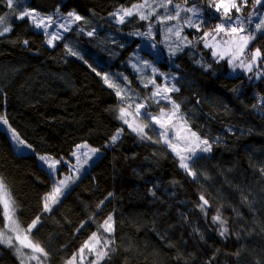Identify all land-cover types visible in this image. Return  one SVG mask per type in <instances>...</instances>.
<instances>
[{"label": "trees", "instance_id": "obj_1", "mask_svg": "<svg viewBox=\"0 0 264 264\" xmlns=\"http://www.w3.org/2000/svg\"><path fill=\"white\" fill-rule=\"evenodd\" d=\"M97 1L17 0L9 8L7 0H0V16L11 28L0 36V118L34 150L19 154L0 127V179L19 224L27 229L39 217L31 237L47 253L48 264H65L101 231L95 217L111 197L115 230L109 240L114 242L99 264H264V33L248 29L251 16H261L264 7L249 0L242 12L229 13L247 20L246 32L254 33L248 49L261 50L250 73L236 74L207 42L206 33L220 34L217 24L231 23L209 7L213 0H173L167 8L160 6L165 0L116 1L115 8L145 5L122 24L97 11ZM177 3L195 10L180 9L179 19L199 27L186 28L191 45L173 65L164 61L160 66L177 75L178 91L171 97L186 124L211 144V151L192 163L195 177L151 131L138 135L118 118L121 107L135 105L123 92L140 98L149 92L148 80L131 66L139 33L156 25V16L175 15ZM25 9L44 16L74 11L83 19L50 47L29 18H18ZM161 25L168 29L174 22L166 19ZM107 73L119 75L121 84L112 87L119 96L105 83V76L111 84L115 79ZM82 143L103 156L51 212L45 211L54 178L39 155L71 159ZM201 195L208 201L203 210ZM218 213L227 222L223 237L220 224L212 221ZM4 225L0 203V228ZM0 250V264H21L10 248L0 245Z\"/></svg>", "mask_w": 264, "mask_h": 264}, {"label": "rangeland", "instance_id": "obj_2", "mask_svg": "<svg viewBox=\"0 0 264 264\" xmlns=\"http://www.w3.org/2000/svg\"><path fill=\"white\" fill-rule=\"evenodd\" d=\"M16 1L17 0H14V3L19 4ZM116 1L117 3L119 2V4H122L125 0H98L95 5V9L107 15L110 19H112L116 23L122 24L118 22V17L113 16L112 13L118 12V14L122 16L123 11L126 10L127 8H123L121 5L115 8L114 5ZM150 1L151 0H147L145 4L147 5V3H149ZM163 2L167 3V0ZM220 2H218L217 4H219ZM168 6L169 4L167 5V7ZM16 8L17 5L13 9L15 10ZM140 9L141 8L139 9L134 7L131 8L132 15L140 11ZM180 9H182V12L183 11L187 12L185 11V9L187 8L184 6H180ZM26 10L33 11L32 9H25V11ZM232 11L230 13H232ZM72 12L77 14L74 11ZM34 13H35L34 18H29V17H25V18H29L34 24L35 29L39 32L44 33L47 36L48 41L51 40V44L47 42L50 47L54 46L62 37H64L72 29L74 25L78 23V21H76L74 17H70L68 16V14H62L58 12L53 15L44 16L35 11ZM219 13L224 15L223 8L220 9ZM234 14L235 13L233 12V15ZM168 15H174V13L168 11L165 13V15L156 16L155 20L152 21V23L156 25L149 27L147 31H143L139 33L141 39L140 45L136 49V52L134 53L131 59V66L134 72L137 73V75L138 74L142 75L143 79L148 80L146 88H149V92L146 98H142V97L140 98V96L129 97L130 94L126 90L125 92H123V96L128 98L127 101H131V102L135 101V103L133 102L135 105L132 110L125 107H121V108H123L126 113L124 119H127L129 123L132 124L134 127L139 126L144 128L143 135H147V133L151 131L157 137V139H159L164 145H167L179 158L180 156H185V157L191 156L192 159H189L187 161L191 167L193 161L197 158V156H199V154L202 155L209 152L201 151V149L204 147L203 145H200L199 148L196 147L195 138L191 137L190 135L191 130L189 126L186 124L182 114L179 111V108L178 109L174 108V105H176V103L172 100L171 93L177 91L175 89H178L177 86L175 85V79L177 77L176 73H173V71L164 70L160 66V63L164 61H168L173 65L174 59L179 54V52H181L183 48H186L191 45L189 37L186 36L184 32L185 29L189 27V25L185 23V20L181 21L179 18L172 19L171 21L174 22V26L168 29L167 28L165 29L164 28L165 26L161 25L162 21L166 20L164 18L167 17ZM131 16H124L123 17L124 21L128 20ZM254 19L255 21L253 23L252 21ZM261 19H264V13H262L261 16L260 14L251 16L250 20L252 25L251 23H248V29H250L249 31L255 33L256 32L264 33V28H262L260 31H256L255 29V25L260 23ZM233 20L235 19L233 18ZM224 21H226V19H224ZM241 22L243 23V28H244L243 32L238 31L237 33H231L229 31H224V32H220V34H215L213 36L214 38H211L210 36L211 33H206L207 34L206 37H208L207 38L208 45L213 47L214 55L221 59L227 58L229 61L231 60L230 65L233 67L232 68L233 72L236 74L241 72L250 73V71L247 70V66L249 63H251L250 57L252 55V52L248 49L250 43L248 44L247 48L244 49L243 52H240L236 46V42H238V36L248 34V32H246L247 27L245 25V22L242 19L236 21V23H241ZM236 23L233 26H237ZM37 24H39L40 27H37L36 26ZM169 29H171V31H169ZM160 34H162L161 38H160ZM53 37L55 38L53 39ZM260 58L256 61V63L252 65V68L259 64ZM79 60L90 65L85 57L79 58ZM153 69H155V71H153ZM255 71L258 72V74H261L259 70L256 69ZM107 74H109L113 78L115 76L114 82L112 83L114 87H116L117 83L121 84L119 81H117L119 75H113L110 73ZM150 81H155V84L150 83ZM125 84L131 87V84L129 82H125ZM157 86H159L160 89L159 94L153 96V93L157 92ZM112 89L115 90L114 88ZM165 89H167V91H165ZM162 97H169L170 99H162ZM138 104L143 105V107L140 109V113H143L144 115L137 114L136 106ZM162 112L165 114L164 116L161 115ZM119 114H120V110H119ZM148 114H150V116L160 117L161 122L165 124V128H161L160 124L151 120ZM166 116H170L171 119L170 120L166 119L165 118ZM3 121L4 119L0 118V127L8 133L16 151L19 154H33L34 150L31 146L25 148L23 145L17 144V142L12 137V132H13L12 128L8 125V123L7 124L3 123ZM120 121H122V123L125 124L122 119H120ZM145 125L147 126L144 127ZM166 129H167V138L169 139L170 144L175 146V150L173 149V147H170L169 144L164 143V137L161 136V133H163ZM92 149H96V148L91 147L87 143H82L75 149L74 153L71 156V159L63 158L59 160L50 155H39L40 164L44 168L49 170V172L52 174L54 178V188L52 192L47 196L49 197L54 195V199H49L47 201L48 207L50 208V211L47 212H51L62 201V199L70 192V190L75 186V184L87 172H89L91 168L97 163V161L103 156V152L101 150L97 149L98 151L93 153L91 151ZM189 149H195L194 156L193 153L189 151ZM84 153H87L88 155L84 156ZM41 157H45V159L42 160ZM52 160L58 161L55 169H51L48 166ZM61 180L65 181V186L61 187L59 193H54L55 188L57 187L59 181ZM7 193L10 196L8 190ZM4 196H5L4 192L0 191V200H2ZM108 200L110 201H106L103 204L101 211L95 217V222L100 226L101 229V231L98 234H96L100 243L98 244L96 240H91V241L89 240L90 245L96 249H101V246L104 244V241L109 240V234L105 232L104 228L102 227L103 221L108 217V215H112L113 213V205H112L111 197ZM10 201L13 202L11 196H10ZM16 213L17 211L15 208V221L16 224H18L19 226L15 231L9 230L10 228H15L16 225H13L12 222L6 218H5L4 227L0 228V233L6 234L3 238L5 240L11 238L13 243L11 246L7 243H0V245L10 248L14 252L16 257L19 259L21 264H48L47 256L41 255L38 252H33L31 248L24 247L21 244L20 240L16 239L17 236H20L21 240H23L24 237L27 236L28 239L27 241H25V243L30 241L34 244H37L31 237V233H28L27 229H24L19 224ZM35 228L36 227L32 228L31 232ZM108 247L109 245L107 246V248ZM32 256H37L39 257V259L38 260L30 259V257ZM75 257L76 259L74 261L72 259L70 260L72 264H90L91 261L96 260L95 252L89 253L87 248L84 250V254L78 252V254ZM65 264H69V261L66 262Z\"/></svg>", "mask_w": 264, "mask_h": 264}, {"label": "snow or ice", "instance_id": "obj_3", "mask_svg": "<svg viewBox=\"0 0 264 264\" xmlns=\"http://www.w3.org/2000/svg\"><path fill=\"white\" fill-rule=\"evenodd\" d=\"M249 0H221V2L219 4H216L213 0L212 3L209 4V7H215L216 11L219 12L221 8H223L224 10V16L228 21H231V23H225V22H221L219 24L216 25L215 31L217 32H224V31H229L231 33H237L239 32H243L244 28H243V23L241 22L238 26H233L237 20H240V17H236L235 20H233V18L229 15V13L234 9L236 13H240L242 12V9L244 7H246L248 5ZM173 0H167V3H161V7H165L167 8L168 4H172ZM14 4V0H7V6L9 8H12ZM255 5L256 6H260V7H264V0H255ZM134 8H143L145 7L144 4L141 5H134ZM175 8V15H168L167 17H165L164 19L167 20H172V19H178L180 16V5L177 3L174 5ZM185 11L188 12H194L195 10L193 8H187L185 9ZM34 11H23L20 13L19 15V19L23 20L25 19V17H29V18H34ZM113 16H117L118 17V22L119 23H124V16H131L132 15V10L131 9H126L123 11L122 16L117 13H112ZM68 16L70 17H74V19L76 21H80L83 19V17H81L80 15H77L73 12H69ZM141 19H147V16L145 15H141L140 16ZM50 19V18H49ZM185 23H187L189 26L192 27H199L198 25H196L194 23V21H192L191 19H185ZM249 23H251V20H249ZM0 25H6V18L4 16H0ZM37 27H40L39 24L36 25ZM262 28H264V19H261L260 23L255 25V29L256 31H260ZM11 28L8 26H4L2 31H0V36L5 35L6 33L10 32ZM169 31H171V29H169ZM89 36L93 35V33L89 32L88 33ZM207 35V34H205ZM55 37H53L54 39ZM255 39V35L254 33H248L246 35H242V36H238V42H236V46L239 49L240 52H243L245 48H247L248 44L251 42V40ZM25 44L28 43L27 40L24 41ZM49 44H51V40L48 41ZM69 51H71V49H69ZM73 55H78L75 52H72ZM261 57V50L259 48H256L255 51L252 53L250 60L251 63L248 64L247 66V70L248 71H252V65L254 63H256V61ZM83 58V57H80ZM264 62V61H262ZM229 63H231V60L229 61ZM89 67H91V65H89ZM93 71H95V68H93ZM153 71H155V69H153ZM97 75H100L99 72H97ZM105 83H107L109 85V87H114L113 84L109 83V80L107 78V76L104 77ZM150 83L155 84V81H150ZM147 87V85H145ZM178 91V89H175ZM159 86H157V92L153 93V96L158 95L159 94ZM165 91H167V89H165ZM117 96H119L121 93L119 91V89L116 92ZM162 99H170L169 97H162ZM143 107V105L138 104L136 106V110H137V114L138 115H144L143 113H140V109ZM175 109L179 108V105H174ZM126 113L125 110L123 108L120 109V114H119V119H122L124 121L125 124L128 125V127L133 131L136 132L138 135L143 136V132H144V128L143 127H139L136 126L134 127L132 124L129 123V121L127 119H124ZM150 116V114H148ZM162 116H164L165 114L162 112L161 113ZM151 120L155 121L156 123L160 124L161 128H165V124L161 122L160 117L157 116H150ZM166 119L170 120L171 117L170 116H166ZM3 123L7 124V120L5 119L3 121ZM147 125H145L144 127H146ZM174 127V125H173ZM124 131L123 129H121L120 131H118L115 135L112 136V142L115 143L117 141V139L119 138L121 132ZM190 131V130H189ZM190 135L191 137L195 138L196 141V147L199 148L200 145H203L204 147L201 149V151L203 152H210L211 151V144L209 143V141L207 139H202L200 137H198L196 135L195 132H191L190 131ZM161 136L164 137V143L169 144L170 147H173V149L175 150V146L170 144L169 139L167 138V129L161 133ZM12 137L13 139L17 142L18 145H23L25 148L30 147L28 145L25 144V142L19 138V136L15 133V131L12 132ZM93 153L97 152V149H92L91 150ZM189 151H191L193 153V156L195 155V149H189ZM87 153H84V156H87ZM41 159H45V157H41ZM192 159L191 156L189 157H185V156H180V167L185 169L188 174L190 176L195 177L196 173L192 171L190 165L188 164V160ZM86 162V161H85ZM58 163V161L52 160L51 163H49V168L51 169H55L56 168V164ZM65 186V181L61 180L59 181L57 187L54 190V193H59L61 190V187ZM0 191H3L5 196L2 200H0V203H3V215L5 216L6 219H8L9 221L12 222L13 225H16L15 228H10L9 230L11 231H15L19 226L18 224H16L15 221V208H14V202L10 201V196L7 193V189H6V185H4L3 181L0 180ZM111 195V194H109ZM49 199H54V195L46 197L45 198V204H44V210L45 211H50V208L48 207V203L47 201ZM200 199L203 201V204L200 205L201 209H204V206L208 204V201L204 198L203 195H201ZM103 203V202H101ZM212 221L213 223H219L221 226V231H220V235L223 237L227 234L228 229L227 227H225L226 225V221L224 219H222L221 215L218 213L217 215L212 217ZM39 222V217H36L35 220H33V222L27 227V232L31 233L32 228L36 227V224ZM102 227L104 228V231L107 232L109 234V236H111V234L114 232L115 227H114V220H113V216L112 215H108V217L103 221V225ZM5 233H0V243H7L10 246L12 245V239L8 238V239H4L3 237L5 236ZM17 240H20L21 244L26 247V248H31L33 252H38L41 255L47 256V253L44 251L43 248H41L39 246V244H34L32 242H27L25 243V241H27V236L24 237L23 240H21L20 236L16 237ZM91 240H96L97 243L99 244L100 241L97 238L96 234L94 233L92 237H90V241ZM90 241H86L85 244L81 247L80 249V253L84 254V250L87 248L89 253L91 252H95L96 255V260L95 261H91L90 264H99V261L102 260L104 257H107L109 255V251H111V249H107V246L114 242L111 240H105L104 244L101 246V249H96L93 246L90 245ZM19 251V250H18ZM30 259H39V257L37 256H32L30 257ZM76 259V257L74 256L72 258V260L74 261ZM69 264H72L71 261H69Z\"/></svg>", "mask_w": 264, "mask_h": 264}, {"label": "crops", "instance_id": "obj_4", "mask_svg": "<svg viewBox=\"0 0 264 264\" xmlns=\"http://www.w3.org/2000/svg\"><path fill=\"white\" fill-rule=\"evenodd\" d=\"M209 47H212V46H209ZM213 48V47H212Z\"/></svg>", "mask_w": 264, "mask_h": 264}, {"label": "bare ground", "instance_id": "obj_5", "mask_svg": "<svg viewBox=\"0 0 264 264\" xmlns=\"http://www.w3.org/2000/svg\"><path fill=\"white\" fill-rule=\"evenodd\" d=\"M225 59H227V58H225Z\"/></svg>", "mask_w": 264, "mask_h": 264}]
</instances>
